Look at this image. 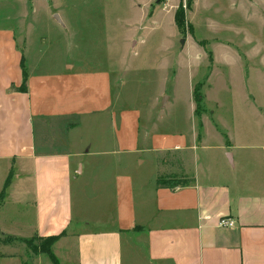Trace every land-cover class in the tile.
Listing matches in <instances>:
<instances>
[{"label": "crops", "instance_id": "obj_1", "mask_svg": "<svg viewBox=\"0 0 264 264\" xmlns=\"http://www.w3.org/2000/svg\"><path fill=\"white\" fill-rule=\"evenodd\" d=\"M138 1L143 10L136 25L167 22L184 44L209 41L195 36L199 27L236 35L233 39L243 35L252 44L255 30L242 26L264 25V0H192L188 7L186 0ZM179 6L183 31L174 18ZM134 37L125 41L136 45ZM235 49L233 54L213 46L207 56L211 65L215 59L231 64L233 56L241 66L242 59L257 56L255 45ZM22 70L24 92L15 89ZM105 71L95 77L75 73L70 65L51 74L34 71L25 66L13 32L0 30V195L9 178L0 198V264H18L3 235L48 237L63 231L52 246L61 264H264V145L255 143V133L224 139L211 132L218 141L207 145L195 126L190 134L149 131L140 126L139 115L114 111L108 94L112 71ZM78 114L93 115L98 125L108 121L115 147H75L66 129L79 124L68 122ZM145 156L148 175L138 172ZM158 177L182 178L170 187L157 185ZM4 200L21 204L18 218L2 209ZM87 202L99 211L93 218ZM223 217L234 225L218 226ZM90 221L100 228L86 227ZM42 255L27 253L24 264H52Z\"/></svg>", "mask_w": 264, "mask_h": 264}, {"label": "rangeland", "instance_id": "obj_2", "mask_svg": "<svg viewBox=\"0 0 264 264\" xmlns=\"http://www.w3.org/2000/svg\"><path fill=\"white\" fill-rule=\"evenodd\" d=\"M140 3L138 0H0V30L9 28L13 32L17 48L23 51L25 66L34 71L51 74L70 65L75 73L95 77L100 70L110 69L113 83L108 94L116 106L114 111L123 109L129 115H139L143 128L170 135L190 134L195 126V130L205 135L207 145L218 141V136L211 132L230 137L251 131L255 133V143L264 145V25L242 26L255 30L256 41L252 44L243 42V35L233 39L236 35L207 33L203 27L196 29L195 36L208 37L205 45L184 44L182 36H172L171 24L167 22L136 25V15L143 10ZM164 13L167 19L168 12ZM133 34L136 45L125 41ZM251 45L256 46L257 56L242 59L243 66L236 62L241 59L233 56L231 64L215 59L217 62L211 65L207 56L213 46L234 54L235 46L248 49ZM197 85L203 97L204 111L200 117L194 114L192 95ZM91 116L78 114L68 120L79 123L66 129L74 146L90 150L115 147L109 137L108 121L102 119L100 125L94 124ZM203 153L197 151L199 166L204 165ZM145 157L146 163L138 172L148 175L151 170L146 165L150 157ZM128 162L135 163L133 158ZM90 185L93 190L91 180ZM84 186L89 190V186ZM75 189L73 184V192ZM4 202L2 209L8 214L15 212L18 218L20 212L16 211L21 204L12 200ZM77 204L75 201V211ZM87 205L89 217H95L98 209L93 203ZM85 226L100 228L93 221ZM2 237L3 242L11 244L9 253H15L18 264L27 262V253L41 255L33 248H39L45 238L37 234ZM40 261L36 263L43 264Z\"/></svg>", "mask_w": 264, "mask_h": 264}, {"label": "trees", "instance_id": "obj_3", "mask_svg": "<svg viewBox=\"0 0 264 264\" xmlns=\"http://www.w3.org/2000/svg\"><path fill=\"white\" fill-rule=\"evenodd\" d=\"M164 0H157L158 3L163 2ZM192 0H186V6L188 7L190 5ZM175 23L178 27L179 30L184 29V10L181 6H179L175 12ZM21 66H22V61H21ZM22 82L21 85L19 87H16L15 89L18 91H26V75L24 70H22ZM193 100H194V114L197 117H200V115L202 114L203 107H202V102H203V97L201 94V90H200V85H197L194 87L193 92ZM9 183V178L7 177V179L4 182V186L3 189L1 191V195L0 198H2V193L3 190L6 188V186ZM157 185H169L170 187L175 186L179 183V181H174L173 179H169V178H164V177H158L156 180ZM64 234V231L62 233H60V235L58 236H48L43 238L44 242L42 245L39 246V248L34 247L33 251L38 252V253H43L46 256H48V258L50 259V261L52 262V264H61L59 263V261L57 260L56 256L54 255L53 251H52V246L55 243V241ZM8 238V237H7Z\"/></svg>", "mask_w": 264, "mask_h": 264}, {"label": "built area", "instance_id": "obj_4", "mask_svg": "<svg viewBox=\"0 0 264 264\" xmlns=\"http://www.w3.org/2000/svg\"><path fill=\"white\" fill-rule=\"evenodd\" d=\"M218 226H222V227H232L234 225V221L230 218H221L218 221Z\"/></svg>", "mask_w": 264, "mask_h": 264}, {"label": "water", "instance_id": "obj_5", "mask_svg": "<svg viewBox=\"0 0 264 264\" xmlns=\"http://www.w3.org/2000/svg\"><path fill=\"white\" fill-rule=\"evenodd\" d=\"M56 17V16H55ZM57 18V17H56Z\"/></svg>", "mask_w": 264, "mask_h": 264}]
</instances>
